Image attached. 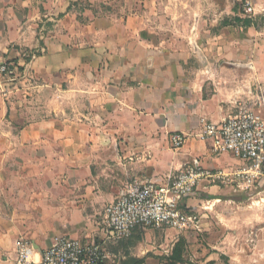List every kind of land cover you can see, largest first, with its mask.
I'll return each mask as SVG.
<instances>
[{"label": "crops", "instance_id": "0c3cea01", "mask_svg": "<svg viewBox=\"0 0 264 264\" xmlns=\"http://www.w3.org/2000/svg\"><path fill=\"white\" fill-rule=\"evenodd\" d=\"M236 1L0 0V62L16 69L0 81V264H14L24 240L38 252L58 237L121 242L105 210L130 182L165 187L198 163L245 167L198 137L264 93V0L253 19ZM174 133L188 137L179 150ZM246 193L202 183L181 204L199 232L166 236L172 253L194 234L205 238L200 264L236 260L222 211Z\"/></svg>", "mask_w": 264, "mask_h": 264}, {"label": "built area", "instance_id": "2783aa9c", "mask_svg": "<svg viewBox=\"0 0 264 264\" xmlns=\"http://www.w3.org/2000/svg\"><path fill=\"white\" fill-rule=\"evenodd\" d=\"M242 13L249 19L256 17L252 0L243 2ZM15 70L0 62V81L14 76ZM198 137L211 143L213 155H232L245 167L234 172L212 171L198 163L172 176L165 187L137 181L128 183L122 196L105 210L110 240H128L137 228L199 232L198 218L186 214L181 204L204 182L236 186L243 192L264 189V93L240 103L237 113L220 123H205ZM187 138L184 133L172 134L173 149H181ZM16 254L14 264H119L118 258L101 243H84L68 237L56 238L43 252H38L30 241H20Z\"/></svg>", "mask_w": 264, "mask_h": 264}, {"label": "rangeland", "instance_id": "374dc122", "mask_svg": "<svg viewBox=\"0 0 264 264\" xmlns=\"http://www.w3.org/2000/svg\"><path fill=\"white\" fill-rule=\"evenodd\" d=\"M224 1L225 3L229 1L230 5L233 4L232 0ZM244 1H236L237 8H239V12L237 9V13L242 17V4ZM173 32L179 36L177 31ZM192 36L193 33L189 31L188 37ZM247 192L249 193H246L244 196H234L237 202L236 205H233L231 209L227 208L222 211L224 213L226 211L232 213L231 217H229L230 223L227 224L226 228L230 237L229 240H231L230 245H239L242 252L236 254V260H231L229 257L228 259L223 258L217 264H264V189L259 188L257 191ZM143 230L146 231H144V241L142 243L132 245L131 242H135L132 239L115 242L108 244L105 247L106 250L112 255L118 253V261H120L121 256L125 257L126 260L128 259L127 256H129L141 258L144 264H171L168 257L171 256L172 247L171 243L167 242L165 238L166 236L170 237V239L176 238V231H157L151 228H144ZM191 238L192 246L188 247L184 252V264H200L201 257L199 254L202 248L197 247V245H202L205 238L196 237L194 234ZM257 241L261 243V246L258 248L254 246Z\"/></svg>", "mask_w": 264, "mask_h": 264}, {"label": "trees", "instance_id": "16d2710c", "mask_svg": "<svg viewBox=\"0 0 264 264\" xmlns=\"http://www.w3.org/2000/svg\"><path fill=\"white\" fill-rule=\"evenodd\" d=\"M241 19H236V23H241ZM245 25H249V21L243 22ZM184 252H185V241L180 240L179 243L175 246L173 253L168 257L171 264H184ZM122 264H144L142 259L132 258L128 256V259L125 260Z\"/></svg>", "mask_w": 264, "mask_h": 264}]
</instances>
